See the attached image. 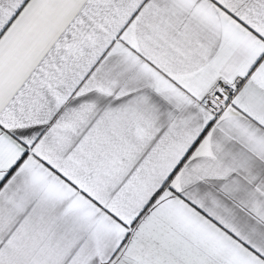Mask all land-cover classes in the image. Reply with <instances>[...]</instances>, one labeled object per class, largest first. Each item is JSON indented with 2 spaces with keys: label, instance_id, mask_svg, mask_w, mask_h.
Segmentation results:
<instances>
[{
  "label": "snow or ice",
  "instance_id": "1",
  "mask_svg": "<svg viewBox=\"0 0 264 264\" xmlns=\"http://www.w3.org/2000/svg\"><path fill=\"white\" fill-rule=\"evenodd\" d=\"M0 264H264V0H0Z\"/></svg>",
  "mask_w": 264,
  "mask_h": 264
}]
</instances>
